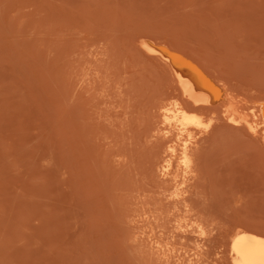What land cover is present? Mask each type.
I'll use <instances>...</instances> for the list:
<instances>
[{"label": "rangeland", "instance_id": "rangeland-1", "mask_svg": "<svg viewBox=\"0 0 264 264\" xmlns=\"http://www.w3.org/2000/svg\"><path fill=\"white\" fill-rule=\"evenodd\" d=\"M144 38L227 81L244 112L264 96V0H0V264H177L158 244L232 264L236 229L264 233V142L221 109L200 112L213 128L174 196L158 107L182 97Z\"/></svg>", "mask_w": 264, "mask_h": 264}, {"label": "bare ground", "instance_id": "bare-ground-1", "mask_svg": "<svg viewBox=\"0 0 264 264\" xmlns=\"http://www.w3.org/2000/svg\"><path fill=\"white\" fill-rule=\"evenodd\" d=\"M165 43L156 42V41H153L151 39L144 38V39H142L140 44L143 47V49H141V51L142 50L144 51L146 49L147 51H144L145 53L149 51L152 53V54L150 53L152 56L154 53V54H156V56H158L160 59H162L166 63V65L168 66V68L170 69V71L172 73V74L169 73V74H171V78L173 76L174 79L173 78L172 79L175 80V83L173 85L177 84L176 86L178 87V90H175V91L176 92L179 91V94L178 93L177 94L179 96L181 95L180 97H182V99L179 98V100H177L175 98L176 103H172V105L174 104L173 115H169V116L167 115L166 111L170 110L169 107L167 108L166 106H162V105L159 106L158 105L159 106L158 108H162V112H160V115H161V113L163 115L162 123L164 124V137H165L163 140H165L167 143L166 149L162 145L163 150L165 149V154L161 160L159 159L160 169H161L160 172H162V174L164 176H174L175 178H177L176 179L177 185H176L175 190H174V196L179 198L185 192L184 188H182V185H184L186 183L187 177H188L189 173L191 172L193 165H195V167L197 166L194 163L197 161L199 163L201 162L200 159L198 158L199 154H198V156L193 157V154L195 153V151L193 150L194 149L193 145L195 144V142H197L196 141L197 134L201 133V132H205V131L207 133L208 132L207 130L209 129V127L211 125L210 123H212L210 121H204L203 117H202L203 113L201 115L200 112L209 111V113H211V112L214 113L217 109H221L224 117H226L228 120L235 122V123H243V125L246 124L255 134L260 136L264 142V96H262L256 100H254V99L257 98L258 94L256 95L255 98H254V96H252L251 99L253 98V101H255V102H254V105L251 106V113L244 112V107H242V106H244V104H242V105L240 104V101L242 99L239 100L232 95L231 92L233 90L230 91L229 87H227V85L225 84L227 81L225 83H222V82L218 81L219 79L216 80L215 78H213L215 75H213V76L210 75L202 67V65L195 60V58H192L191 56H189L188 54L183 52V50L181 51V48H179L180 49L179 50L178 48H175L173 45L170 44L171 45L170 46L168 43L167 44H165ZM148 57H150V56H148ZM154 57H155V55H154ZM158 61H159V59H158ZM156 62H157V60H156ZM173 80H171V81H173ZM170 87H171V85L169 86V88ZM170 89L172 90L174 88H170ZM169 92H170V90H169ZM169 92H167V93H169ZM164 95L166 97V93ZM178 95H177V97H178ZM246 95H247V93H246ZM235 96H237V94H235ZM172 98H173L172 100H175L173 95H172ZM244 99L246 100V97ZM167 101H170V100L168 99ZM246 101L249 102V100H246ZM239 104L241 105L242 109H241ZM247 106H248V104H247ZM156 107H154V108H156ZM172 108H173V106H172ZM154 113H156V112H154ZM219 115H220V111H219ZM152 118H154V117H152ZM214 118L215 117H213L212 119H214ZM222 119H224V118L222 117ZM222 119H220V120H222ZM222 122H224V121H222ZM225 122H227V120ZM226 124H228V123H226ZM211 127L213 128V125H211ZM154 130H155V126H154L153 131ZM239 130H241V128H239ZM156 131H158V129ZM211 131L209 130V132H211ZM156 136L157 135H155V137ZM202 137H204V136H202ZM160 138H161V136H160ZM197 139L199 140L200 136ZM201 140H202V138H201ZM263 142H261V143H263ZM199 143H200V141H199ZM194 146H195V148H198L196 146H199V144L197 143ZM263 146H264V144H263ZM155 147L156 148L158 147L157 142H156ZM155 147H153V145H152V148L155 149ZM201 147H202V145H201ZM201 147L198 148L199 149L198 152H200ZM160 148H162V147L160 146ZM157 150H156V152L158 154ZM163 150H160V151H162V153H163ZM200 153H202V151ZM196 157H197V160H195ZM193 161H195V162H193ZM154 162H155V159H154ZM192 163H193V165H192ZM154 167H155V165H154ZM193 170H194V168H193ZM195 172L197 174V170ZM178 178H179V180H178ZM188 183H189V181H188ZM169 191L170 190H168V193H169ZM140 196H141V194H140ZM166 198H167V196H166ZM180 200H182V199H180ZM187 200L188 199H186V201ZM146 203H149V202H146ZM162 203H165V202H163V199H162ZM173 203L167 204V202H166L167 205H171V204L173 205ZM177 203H178V201H177ZM180 204H178V205H180ZM167 205H165V207ZM182 207H184V204ZM153 208H155V207H153ZM169 208L171 209V207H169ZM174 208L172 206L173 210H174ZM179 208H180L179 210H182L181 207H179ZM189 208H190V206H189ZM175 209H177V208H175ZM146 210H147V208H146ZM151 210H153V209H151ZM159 210H160V208H159ZM183 210H185V209H183ZM175 211L176 210H174L173 215L178 214ZM156 212H158V208H157ZM162 213H165V212L162 211ZM191 215H193V214H190V216ZM141 216H142V214H141ZM173 217L171 219H173ZM188 217H189V215H188ZM164 218H166V216ZM167 218L164 220H167ZM196 218H199V217H196ZM168 219H170V218H168ZM192 219L194 220L193 217H192ZM199 219H201V218H199ZM161 220H162V218H161ZM164 220H163V222H164ZM173 220L176 221L175 219H173ZM159 221H160V219H159ZM159 221H158V223H160ZM151 222H152V220H151ZM163 222H161V224H163ZM170 222H172V221H170ZM203 223L204 222H202V224ZM174 225H175V222H174ZM162 226H166V225H162ZM204 226H205V224H203V227ZM166 227H168V226H166ZM170 227L171 226L169 225V227H168L169 230H170ZM203 227L200 224H198L196 226L194 225L193 230L195 232H197L199 236H204L205 230ZM160 228H161V226L159 227V229ZM189 229H191V228H189ZM137 230H139V229H137ZM175 231L176 230H174V233H175ZM171 233H173V232H171ZM187 233H185V235ZM180 234H181V232L177 235L179 236ZM189 234L190 233L187 234L188 237H189ZM168 235H169V233H168ZM168 235L166 234V236H168ZM181 235H183V234H181ZM155 236H157V235H155ZM138 237H140V236H138ZM179 238H181V237H179ZM150 240L153 241V243L157 242L156 239L153 240L152 238H150ZM170 241H171V239H170ZM230 241H231L230 245H229L230 246V259H231L232 264H264V233L256 232V231L249 230L246 228H238L233 232L232 238L230 239ZM174 242L176 243V241H174ZM158 249L160 251H162L163 253H170L171 257L173 256L177 260V264H178V262L180 264H186L185 262H188L189 264H195L196 260L199 257L198 254H196L194 256L187 257L186 256L187 254L185 255V252L183 254L178 253V252H171L168 247H165V246L160 245V244H158ZM192 254H193V252H192ZM200 255L202 256V253ZM162 264H163V262H162ZM169 264H171V263H169Z\"/></svg>", "mask_w": 264, "mask_h": 264}]
</instances>
